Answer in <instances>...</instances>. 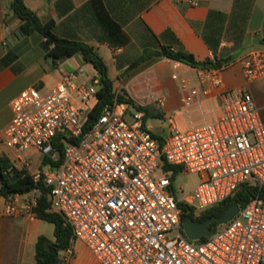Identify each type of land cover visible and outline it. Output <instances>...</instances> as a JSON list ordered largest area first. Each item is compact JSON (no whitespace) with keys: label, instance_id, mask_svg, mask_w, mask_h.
Returning <instances> with one entry per match:
<instances>
[{"label":"built area","instance_id":"obj_1","mask_svg":"<svg viewBox=\"0 0 264 264\" xmlns=\"http://www.w3.org/2000/svg\"><path fill=\"white\" fill-rule=\"evenodd\" d=\"M225 67L198 68L196 84L174 73L187 110L201 98L214 99L220 114L186 130L171 123L162 141L144 124L145 105L127 98H116L86 130L101 81L97 74L79 82L83 69L65 73L50 91L31 87L13 100L14 118L0 147L13 151L22 169L28 170L31 150L48 160V170L33 179L49 189L48 211L60 214L73 232L57 264H70L78 241L101 264H264L260 197L205 241L189 240L182 228L180 203L201 214L244 185L264 186V118L248 88L264 82V50L242 59L245 87L227 88ZM165 163L200 176L191 194L178 197ZM41 197L35 188L22 201L12 198L6 215L36 216Z\"/></svg>","mask_w":264,"mask_h":264},{"label":"crops","instance_id":"obj_2","mask_svg":"<svg viewBox=\"0 0 264 264\" xmlns=\"http://www.w3.org/2000/svg\"><path fill=\"white\" fill-rule=\"evenodd\" d=\"M24 2L43 23L54 21V33L58 38L92 46L108 66L109 77V67L114 68L115 78L110 79L113 83L117 81V94L123 96L125 91L131 96L149 99L145 108L162 114L164 118L172 115L169 124L173 123L179 130L213 120L220 110L217 101L203 98L200 105L196 102L197 105L187 110L186 95L172 76L176 72L180 80L196 84L198 68L157 57V52L164 47L182 48L194 55L199 63L212 60L214 54L206 41L207 36L215 46L217 57L230 59L224 65L223 79L227 88L235 89L245 87L241 77L242 59L252 51L264 50V0ZM212 13H220L223 18H211ZM21 26L22 21L10 10V0H0V135L14 118L13 100L26 89L36 87L43 92L50 91L62 81L65 73L78 69L84 71L78 76L79 82H89L97 75L81 54L54 64L47 55L50 46L46 38L38 33L26 36ZM252 87L264 92V82ZM252 87L248 88L251 90ZM260 103L263 107H258L263 113L264 100ZM177 114L182 115V128L175 118ZM0 157L8 158L18 170H22L15 162L13 151L2 146ZM26 159L27 171L31 175L48 170L39 152L29 151ZM18 196L13 198L24 199V195ZM7 204L8 200L1 195L0 183V264H37L38 239L44 236L54 241L55 227L37 216L17 214L9 217L6 215ZM70 264L101 263L78 241Z\"/></svg>","mask_w":264,"mask_h":264},{"label":"trees","instance_id":"obj_3","mask_svg":"<svg viewBox=\"0 0 264 264\" xmlns=\"http://www.w3.org/2000/svg\"><path fill=\"white\" fill-rule=\"evenodd\" d=\"M10 10L22 21V30L26 36L33 33H38L46 38L48 45V57H50L54 64L60 61H64L76 54H81L83 60L87 64H91L96 70L100 81L101 88L98 93L99 101L95 107L88 113V120L86 122V130L90 129L101 116L103 110L112 105L113 101L117 98L120 101L125 100V97L120 96L114 89V83L109 77V69L102 56L92 47L84 43L69 41L58 38L54 33V21L49 20L43 23L25 4L24 0H10ZM220 17L222 14L212 13L211 18ZM216 18V19H220ZM206 41L212 47L214 58L208 59L202 63H199L194 55L186 52L182 48L171 49L164 47L160 52L156 53L157 57H164L174 62H179L193 68H216L227 64L230 59H219L216 54L215 46H212L209 38L205 36ZM264 43V40L262 41ZM130 103L134 104L129 100ZM145 112L144 124L151 117L162 118L160 113H152L149 109L141 108ZM264 118V112L262 113ZM154 137L162 141L163 137L154 134ZM48 160H43V165H47ZM55 164H53L54 166ZM165 173L172 175V180L184 173L183 168L171 166L168 164L163 165ZM15 178L14 181L12 179ZM0 183H1V195L10 201L15 195H24L31 192L35 188L42 190V197L40 198L38 206L35 208V213L38 218L53 224L55 227L54 237L55 240L51 241L48 238L41 236L38 239L36 246V259L37 264H57L59 260L60 252L68 248L70 240L73 236L72 229L65 224L63 217L57 213H51L48 211L50 208L49 202V189H47L43 183H36L33 179V175L26 169L18 170L13 164L10 163L6 157H0ZM260 197L264 199V186L262 188L244 185L237 194L220 206L209 209L196 214L194 209L189 207L185 203H180V208L183 212V221L186 219H193L196 222H204L210 218L222 216L227 209L233 204H238L241 209L245 208L253 199ZM206 238H202L201 241H205Z\"/></svg>","mask_w":264,"mask_h":264},{"label":"rangeland","instance_id":"obj_4","mask_svg":"<svg viewBox=\"0 0 264 264\" xmlns=\"http://www.w3.org/2000/svg\"><path fill=\"white\" fill-rule=\"evenodd\" d=\"M110 68V77L112 79H114V68L113 67H109ZM90 69V68H89ZM172 72H174V70H172ZM114 89L117 87V81L115 80L114 82ZM252 87V86H251ZM255 87V86H253ZM251 88V92L254 95V98L256 100V103L258 104L259 107H263V104L260 103L261 100L263 102L264 100V92H261L260 90L257 91V89L255 88ZM116 90V89H115ZM133 94V93H132ZM123 97L127 98L128 100L132 101L134 104H138V103H142V104H146L149 99L147 98H141V97H136V96H131L129 94H127L125 91H123ZM261 99V100H260ZM152 113H157L155 111H151ZM263 112H264V108H263ZM172 115H166V117H162V118H157V117H151L147 120L146 124L147 127L152 129L156 134H159L161 136H168L170 134V124H169V117ZM175 118L177 120V122H179L181 125L179 126L180 128H182L181 126L183 125V119H182V115L181 114H177L175 115ZM157 175L160 176L162 175V171H158ZM200 176L198 174H189V173H181L179 174L174 181V186L175 189L177 191V195L179 198H183L186 195L191 194L194 189L196 188V186L200 183ZM221 227H219L218 229H220Z\"/></svg>","mask_w":264,"mask_h":264},{"label":"water","instance_id":"obj_5","mask_svg":"<svg viewBox=\"0 0 264 264\" xmlns=\"http://www.w3.org/2000/svg\"><path fill=\"white\" fill-rule=\"evenodd\" d=\"M15 178L12 179L14 181ZM240 212V206L233 204L220 217L210 218L204 222H196L189 218L183 221L182 228L185 236L192 241L210 237L217 227L228 224Z\"/></svg>","mask_w":264,"mask_h":264}]
</instances>
